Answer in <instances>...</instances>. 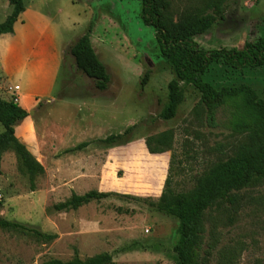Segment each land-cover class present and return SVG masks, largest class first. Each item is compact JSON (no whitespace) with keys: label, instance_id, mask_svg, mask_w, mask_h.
<instances>
[{"label":"rangeland","instance_id":"1","mask_svg":"<svg viewBox=\"0 0 264 264\" xmlns=\"http://www.w3.org/2000/svg\"><path fill=\"white\" fill-rule=\"evenodd\" d=\"M24 2L58 22L71 47L93 23L92 45L111 81L106 90H98L68 50L55 87L61 100L58 108L65 112L60 107H67L69 100L85 104L78 113L72 112L76 133L69 134L54 113L53 102L40 103L36 117L44 126L39 162L45 173L36 178V190H31L14 149L3 150L0 219L56 237L44 243L0 228V264H42L51 258L67 261L75 254L85 259L100 253L111 254L117 264H176L178 221L150 208L144 199L158 200L170 163L171 187L185 192L213 165L235 155L243 137L227 126L231 109H220L216 125L208 124L201 94L181 82L185 100L177 115L172 120L160 118L175 73L160 54L154 29L142 21L140 1ZM201 4L202 0H171V13L177 20ZM11 11V5L0 0V23ZM263 35L264 0H233L225 19L195 41L205 50L242 49ZM205 78L217 86L248 84L264 99V66L233 69L215 64ZM63 116L61 120L70 118L68 109ZM3 130L0 123V133ZM167 130L173 132L171 150L149 153L145 139ZM110 135L119 137L104 142ZM82 143L86 146L78 148ZM90 190L140 200L113 194L77 210L53 209L73 193ZM239 194L237 204L221 201L205 212L198 264H264V179Z\"/></svg>","mask_w":264,"mask_h":264},{"label":"trees","instance_id":"2","mask_svg":"<svg viewBox=\"0 0 264 264\" xmlns=\"http://www.w3.org/2000/svg\"><path fill=\"white\" fill-rule=\"evenodd\" d=\"M142 4L141 18L146 26L155 31L160 54L173 67L175 78L168 84V98L160 118L172 120L185 100L180 83L193 86L200 94V104L206 110V120L216 125L220 109L229 107L231 115L227 126L234 134L243 137L235 155L220 161L205 171L195 186L185 192H175L171 187V169L157 201L144 199L150 208L174 217L178 221V239L174 247L176 264H198L201 239L204 233L205 212L221 201L231 205L240 200L239 191L264 179V99L248 84L214 85L205 75L216 64L233 69L264 66V35L255 41L246 42L242 49L220 48L205 50L195 38L209 31L217 20H224L228 4L233 0H202L199 7L187 10L177 20L171 13V0H138ZM11 13L0 23V35L13 33L14 24L25 10L24 0H9ZM94 24L72 46L71 54L76 66L94 80L98 90L109 87L111 78L106 66L99 59L92 45ZM145 75L143 83L147 81ZM29 112L14 102L0 96V172L2 152L12 147L19 157L20 168L28 175L31 190H36V178L45 173V167L15 135V126L27 118ZM119 135H110L104 142L115 141ZM173 132L163 131L145 139L151 154H162L172 148ZM86 143L78 145V148ZM116 194L124 198L138 197L113 192L90 190L82 195L73 193L65 201L53 205L57 212L77 210L91 201L108 198ZM1 204V203H0ZM0 228L20 233L44 243L56 235L18 221L0 219ZM42 264H117L109 253H100L88 258L78 254L67 261L51 258Z\"/></svg>","mask_w":264,"mask_h":264},{"label":"crops","instance_id":"3","mask_svg":"<svg viewBox=\"0 0 264 264\" xmlns=\"http://www.w3.org/2000/svg\"><path fill=\"white\" fill-rule=\"evenodd\" d=\"M25 7L14 24L13 33L0 35V96L9 100V86H20L18 104L29 112V116L15 126V135L40 161V132L44 126L36 117L40 103L49 105L53 102L54 113L69 134L76 133L72 112L78 113L85 103L69 100L67 107L65 104L60 107L66 109L65 112H60L61 100L55 96V87L65 66L66 53L71 51V42L66 41L58 22L47 18L38 8L26 3ZM67 109L70 118L61 120L67 115Z\"/></svg>","mask_w":264,"mask_h":264},{"label":"built area","instance_id":"4","mask_svg":"<svg viewBox=\"0 0 264 264\" xmlns=\"http://www.w3.org/2000/svg\"><path fill=\"white\" fill-rule=\"evenodd\" d=\"M8 92L10 93L11 95V99L18 103L19 100H20V88L18 86H15V85H11L9 86L8 88ZM1 196V195H0Z\"/></svg>","mask_w":264,"mask_h":264}]
</instances>
